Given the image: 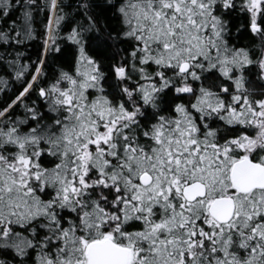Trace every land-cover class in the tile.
I'll return each mask as SVG.
<instances>
[{
    "label": "snow or ice",
    "instance_id": "snow-or-ice-1",
    "mask_svg": "<svg viewBox=\"0 0 264 264\" xmlns=\"http://www.w3.org/2000/svg\"><path fill=\"white\" fill-rule=\"evenodd\" d=\"M0 264H264V0H0Z\"/></svg>",
    "mask_w": 264,
    "mask_h": 264
}]
</instances>
